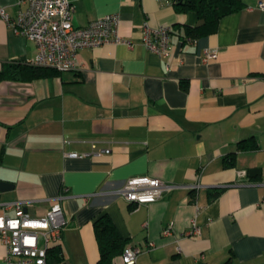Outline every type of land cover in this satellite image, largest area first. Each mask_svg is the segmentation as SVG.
Masks as SVG:
<instances>
[{
  "label": "crops",
  "instance_id": "1",
  "mask_svg": "<svg viewBox=\"0 0 264 264\" xmlns=\"http://www.w3.org/2000/svg\"><path fill=\"white\" fill-rule=\"evenodd\" d=\"M71 1L73 25L114 12L130 44L82 48L72 69L0 81V202L22 201L35 217L65 195L67 224L47 264L95 263L93 220L102 213L142 247L135 264H264V9L240 0L244 7L192 40L179 34L198 16L173 0ZM0 6L12 18L19 9L16 0ZM144 22L171 26L168 55L143 45ZM206 49L217 56L204 61ZM35 51L0 17V68L28 64ZM240 140L255 146L241 149ZM91 141L109 152L66 155ZM250 168L260 178L247 182L239 172ZM137 175L173 187L151 202L127 201L118 189ZM193 217L198 232L185 234ZM3 254L0 243V264Z\"/></svg>",
  "mask_w": 264,
  "mask_h": 264
},
{
  "label": "built area",
  "instance_id": "2",
  "mask_svg": "<svg viewBox=\"0 0 264 264\" xmlns=\"http://www.w3.org/2000/svg\"><path fill=\"white\" fill-rule=\"evenodd\" d=\"M16 4L19 9L14 18L1 6L0 17L12 27L14 33L35 43V54L26 59L28 64L57 70L72 69L77 52L82 48L96 47L106 42L130 44L117 34V13H107L86 25L75 26L71 20V0H16ZM256 6L264 9V0H257ZM141 30L142 43L149 51L163 56L169 54L170 25L150 26L144 22ZM216 56L215 49H206L202 59L207 61ZM109 150V147H98L96 141H91L89 151L66 155L98 156ZM239 174L244 176L246 171ZM172 187L158 177L137 175L126 179L118 193L127 201L139 204L160 198L165 190ZM190 187L196 190L198 183ZM64 198V194L58 195L45 214L35 217L27 213L22 201L0 202V243L4 247V264H47L48 251L60 240L67 224L62 207ZM195 208L198 211L199 206ZM8 210H12V214H8ZM195 232H198V226L193 217L185 234ZM170 233L171 226L162 230L163 235ZM141 250L140 245L127 243L121 253L123 263L135 264Z\"/></svg>",
  "mask_w": 264,
  "mask_h": 264
},
{
  "label": "trees",
  "instance_id": "3",
  "mask_svg": "<svg viewBox=\"0 0 264 264\" xmlns=\"http://www.w3.org/2000/svg\"><path fill=\"white\" fill-rule=\"evenodd\" d=\"M173 5L180 12L188 10L196 12L199 19L197 24L194 26L187 25L183 34H179L181 39L187 36V38L192 40L214 32L221 17L244 7L240 0H173ZM50 71L53 70L43 66L26 64L22 61L9 62L4 63L0 68V81L31 79L45 75ZM254 146V141L248 144L247 141L240 140L237 144V147L241 149ZM233 154L234 152H231L224 157L225 165L232 163ZM245 176L247 177V182L260 178L256 168L246 170ZM93 230L99 251L98 259L93 264H117V258L122 261L121 253L128 243V239L123 238L119 234L111 218L106 213L100 214L93 220ZM50 251L53 252V256L57 259V250L51 247L48 253Z\"/></svg>",
  "mask_w": 264,
  "mask_h": 264
}]
</instances>
